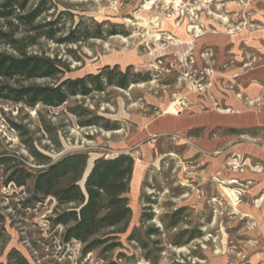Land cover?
Masks as SVG:
<instances>
[{
  "label": "rangeland",
  "instance_id": "obj_1",
  "mask_svg": "<svg viewBox=\"0 0 264 264\" xmlns=\"http://www.w3.org/2000/svg\"><path fill=\"white\" fill-rule=\"evenodd\" d=\"M169 1L52 0L45 5L49 9L35 25L56 20L57 35L39 37L34 46H28V37L22 47L53 59L61 72L6 83L57 86L117 67L128 72L130 85H106L54 107L0 98V263L17 248L31 264H264L260 222L240 219L219 191L222 181L234 178L240 147L254 152L250 170L264 174V123L247 127L257 118L224 115L239 109L264 114V0H181L185 14L180 17L167 16L177 0ZM0 26L15 28L4 19ZM17 34L36 31L23 24ZM0 50L15 53L3 40ZM176 101L180 117L166 113ZM97 115L104 117L99 124H81ZM107 121L120 128L108 130L102 125ZM227 125L243 127L233 132ZM155 131L170 133L145 136ZM30 145L53 160L86 151L88 166L99 156L132 154L136 175L128 194L129 227L105 230L106 239L91 251L78 240L65 242L66 228L55 219L74 205H59L51 197L38 202L28 190L31 182L27 187L8 183L21 162L42 166ZM218 156L224 158L220 167L214 163ZM243 184L245 195L252 183ZM253 195L244 198L251 207L259 198ZM258 205L264 209V201Z\"/></svg>",
  "mask_w": 264,
  "mask_h": 264
},
{
  "label": "trees",
  "instance_id": "obj_2",
  "mask_svg": "<svg viewBox=\"0 0 264 264\" xmlns=\"http://www.w3.org/2000/svg\"><path fill=\"white\" fill-rule=\"evenodd\" d=\"M36 0H0V20L4 19L12 26L9 30L0 26V40L10 43L15 53L0 50V98L24 102L35 107L39 102L47 106H61L71 96L87 95L92 91H104L106 85H117L127 88L130 85L128 72L118 71L113 67L110 71H101L88 74L81 78H67L56 85H24L13 86L5 80L16 77L37 79L39 77L53 78L61 72L55 61L39 54H30L23 46V42L29 37L28 46L37 44L39 37L53 39L58 33L57 21L39 23L37 19L49 8L45 5L52 0H37L36 7L28 9L30 2ZM16 22V25H15ZM30 25L36 31L35 35H23L19 37L17 32L20 25ZM111 34L116 32L111 31ZM72 41L78 42V39ZM142 74L139 73L134 81H139ZM148 76L143 80H147ZM79 114L77 110L71 109ZM104 117L97 115L83 121V125H97ZM108 130L119 129L117 122L107 121L102 124ZM29 152L35 158L40 168H32L21 162L9 178L8 183H15L23 187L28 185V190L33 194L35 201L51 197L57 199L59 205H74L58 213L55 223L64 225L63 239L70 242L73 239L86 245L85 252L91 251L104 242L108 234L105 230L124 226L129 227L133 216L130 205L129 193L132 181L136 175L135 159L130 153H120L112 156H99L88 166L90 155L88 152H69V154L53 160L39 152L34 145H30ZM178 214V212H177ZM4 220V217L3 219ZM172 224L177 222L176 217ZM4 226L0 228V234ZM135 233L131 234V237ZM110 235L108 238H114ZM139 241L140 238H138ZM143 246L145 243H143ZM7 262L0 264H31L20 250L11 249L7 254Z\"/></svg>",
  "mask_w": 264,
  "mask_h": 264
},
{
  "label": "crops",
  "instance_id": "obj_3",
  "mask_svg": "<svg viewBox=\"0 0 264 264\" xmlns=\"http://www.w3.org/2000/svg\"><path fill=\"white\" fill-rule=\"evenodd\" d=\"M235 106L237 108H240L241 106V102L239 101H235L234 102ZM237 112L233 113V114H224L226 115H245L248 118H257L255 123H252V125H247V127H251L254 126L257 123H264V114L263 115H256L255 113L249 112V111H242V109L239 110H235ZM229 112V111H227ZM221 115V114H219ZM174 116V115H173ZM182 116V115H180ZM179 116V117H180ZM178 117V116H175ZM156 121V120H154ZM153 122H151L150 124H152ZM150 124H148V126H150ZM221 125V124H219ZM147 126V127H148ZM230 127H227L230 131H237V128L243 127L242 125L240 126H231V125H227ZM146 127V128H147ZM202 127H206V126H200L197 128H202ZM145 128V129H146ZM197 128H193V129H189L188 131L193 132L195 131V129ZM144 132V131H143ZM170 133V132H169ZM169 133H164V132H150L148 135V137L151 136H155V135H165V134H169ZM240 153H238V157L236 158V160L233 162V164H238L243 166L244 170L242 171H236L234 172L233 176L234 178H230L228 180V182L226 181H222L223 183L219 184L220 186V194L224 196L225 199H230L234 205V209H237V212H239L241 214L240 219L243 218H255L256 220H258L260 222V230L264 231V209L262 210V208H260V205H258V202H262L264 201V182L260 183V179L264 178V174L263 171L258 170L256 172L250 170V166L252 167V159H254L253 154L254 152H246L244 147H240V149H237ZM216 161L214 162L215 165H218L220 167V165L224 162V158L223 156H218L216 158H214ZM217 166V168H218ZM262 177V178H260ZM260 178V179H259ZM249 182L252 183L250 188L247 190V194H245L246 196H252L257 198L259 196V198H257V206H253L251 207L249 204H247L244 201V198H246V196L244 194H242V196H239L238 194L235 193V188L239 187L240 184ZM224 183L228 186H225ZM263 186V187H262ZM261 188V189H260ZM255 194H257V196H255ZM261 197V198H260ZM257 207V208H256Z\"/></svg>",
  "mask_w": 264,
  "mask_h": 264
},
{
  "label": "built area",
  "instance_id": "obj_4",
  "mask_svg": "<svg viewBox=\"0 0 264 264\" xmlns=\"http://www.w3.org/2000/svg\"><path fill=\"white\" fill-rule=\"evenodd\" d=\"M172 2H173V0L169 1L168 3L170 4ZM184 14H185V9L182 8L181 2L179 5H177V2L175 1V2H173V5H172V11L168 12L167 16L172 17L173 15H176V16L180 17V16H183ZM182 112H183V110H182ZM233 166H234V169L236 171L244 170L243 166H241V165L233 164ZM245 187H248L247 184H245V185L243 183L240 184L239 187L235 188V193L238 194L239 196H242V193L245 192Z\"/></svg>",
  "mask_w": 264,
  "mask_h": 264
},
{
  "label": "bare ground",
  "instance_id": "obj_5",
  "mask_svg": "<svg viewBox=\"0 0 264 264\" xmlns=\"http://www.w3.org/2000/svg\"><path fill=\"white\" fill-rule=\"evenodd\" d=\"M177 5H179V3L181 2V0H177ZM151 3H153V1H151ZM159 37V36H158ZM179 104V101H176V102H173L169 105L168 109H167V114L168 113H171V114H174V115H178L180 116L181 115V112L182 110L180 108H178V105ZM229 110H226V111H223V112H227Z\"/></svg>",
  "mask_w": 264,
  "mask_h": 264
}]
</instances>
